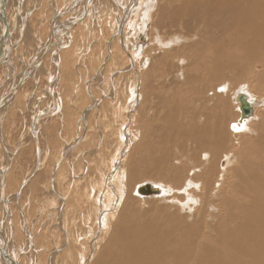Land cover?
Masks as SVG:
<instances>
[{"label":"rangeland","instance_id":"obj_1","mask_svg":"<svg viewBox=\"0 0 264 264\" xmlns=\"http://www.w3.org/2000/svg\"><path fill=\"white\" fill-rule=\"evenodd\" d=\"M132 1L7 0L13 48L8 63L0 65V238H4L0 243L16 264H93L112 226L110 220L109 230L95 243L94 238L101 234L98 217L101 211L105 213L103 217L108 212L120 211L126 196L134 209L139 206L135 211L149 212L150 201L160 199L153 196L139 199L132 191L150 180L164 182L140 176L127 181L126 167L132 154L145 156L150 147L159 145L157 131L165 125H158L156 113L151 109L164 98L159 111L172 117L169 115H174L175 109L179 121L185 114L206 115L210 121L212 117L207 110H222L210 100L213 95L210 91L215 92V87L224 81L210 79L203 82L207 86L202 84L203 88L197 90L199 94H192L191 83L184 80L192 76L186 72L192 69L195 58V49L186 48L187 41L175 45L177 48L166 47L185 48L181 54L167 51L169 63L172 57L191 63L183 66L182 82L175 80L178 76L170 79L168 68L158 64V55L153 56L165 49L157 45L158 36L178 34L157 18L160 6L171 0H151V3L139 0V4ZM77 20L81 21L72 26ZM162 26L167 29L162 30ZM200 34L199 39L206 35ZM41 56L44 58L40 65L27 71ZM203 59L199 61L198 72L202 75L207 66L210 71V65ZM22 73L25 76L20 87L6 95L17 86ZM231 77L225 72L222 78ZM137 78L139 87L135 89ZM169 85H177L183 92L166 93L164 89ZM235 86L228 85V95L224 97L230 111L227 125L234 121V114L240 113L238 103L233 101L239 90ZM203 92H208L203 102L205 110L192 101ZM149 93L154 96L147 100ZM256 96L252 93L250 98L256 104L247 125L255 123L264 112L260 97ZM230 141L231 145L223 151L233 160L228 168L234 167L237 160V145ZM172 151L181 150L177 146L168 153L173 160L176 154ZM203 152L194 159L191 156L180 167L203 162L209 157L208 152ZM117 156L121 178L112 175ZM211 172L210 187L206 188L217 193L223 187L227 171L221 176L215 170ZM175 197L181 200L182 195ZM164 200L155 203V207L167 205ZM0 261L6 264L1 252Z\"/></svg>","mask_w":264,"mask_h":264},{"label":"bare ground","instance_id":"obj_2","mask_svg":"<svg viewBox=\"0 0 264 264\" xmlns=\"http://www.w3.org/2000/svg\"><path fill=\"white\" fill-rule=\"evenodd\" d=\"M132 2L140 3L139 0ZM157 18L160 22L171 25L172 29L178 32L171 37L158 36L156 43L159 47L167 49L166 47L180 46L181 42L187 41L189 45L186 48L195 49L192 69L186 72L192 76L188 77L189 80L187 76L184 78L189 84L191 83L194 89L192 94L196 92L199 94L197 90L203 88V82H208L210 79L214 82L224 81L215 87V92L210 91L213 94L210 100L216 103V107L221 106L222 110L220 112L215 108L211 111L207 110L206 112L212 117L210 121L206 115L195 117L186 114L179 121L175 109L174 115H169L172 117H165L159 111V105L161 101L164 103V98L158 106L151 109L156 113L158 125L164 124L165 127L157 131L159 145L146 150L145 156H136L137 152L132 154L126 167L127 181L131 182L140 176L164 182L163 184L150 180L138 185L135 191H132L140 197L139 199L148 197L138 195L136 189L142 185H149L159 191L157 195L151 196L160 199L150 201L149 212H137L139 206L135 205L134 209L131 200L125 199L126 196L121 202L120 211L111 213L107 211L108 215L104 217L105 213L101 211L98 215L101 234L94 238L95 243L105 236L111 221L112 226L93 264H264V112L259 114L255 123L247 125L256 104L250 101L252 93L260 97L259 104L264 107V0L165 1L158 10ZM166 29L162 26V30ZM0 30L3 34L2 23ZM200 33L206 35L199 39ZM11 35L12 33H10V42L13 41ZM165 49L153 56L158 55V64L162 68H168L169 78L175 79L178 76L175 80L182 82L183 66L186 67L191 63L179 57H172L169 63L167 51L175 49L174 47ZM184 49L179 47L172 54H181ZM42 57L44 58L41 56L34 62L36 63L34 67L40 65ZM201 59L210 65V71H207V66L204 75L198 74ZM8 61L9 57L7 62L2 64ZM31 69L27 71L30 72ZM225 72L232 77L223 79ZM21 75L17 86L11 88L10 93L6 95L16 92L20 87L24 80V76L21 79ZM139 79H136L135 89L139 87L137 85ZM149 83L151 80L147 82V86ZM166 83L171 84L175 81ZM228 85H236L235 87L239 89L233 97V101L238 103L237 110L240 111L238 96L244 95L250 105L251 114L245 120L241 119L240 113L237 116L234 114V121L227 125L226 120L230 117V111L224 97L228 95L226 94ZM164 90L169 94L183 92L177 85H169ZM241 90L243 92H240ZM207 93L203 92L200 98L192 100L194 104L203 106V110H205L203 102L207 99ZM138 96L139 94L136 96L137 99ZM153 96L149 93L147 100ZM181 113L183 112L179 114ZM233 126L238 130H234ZM241 131H244V134H240ZM232 137L233 139H230ZM230 140L237 145V160L234 167L228 168L233 160L229 155L223 154V151L231 145ZM145 146L149 147L147 144ZM177 146L181 151H172L176 154L172 160L167 155ZM152 150L157 155H154ZM203 151L209 153V157L204 155V158L207 157L206 160L194 161L190 167H180L182 162L187 161L191 156L194 159L197 154L204 153ZM218 152L220 154H217ZM215 159H217L216 163ZM119 160L120 157L111 168L113 177L117 178H121L119 175L122 173ZM190 163L192 164L191 161ZM211 170L219 172L220 175L217 173V176L227 171L223 187H219L217 193L207 189L210 187ZM182 173L185 174L183 177ZM114 189L116 191V188ZM118 189L120 190V187ZM102 190L100 191L103 192ZM175 194H181V200H177ZM163 198L167 205L156 208L155 203ZM0 242H4V238H0ZM2 244L0 243V249L6 251ZM10 259L13 260L11 257ZM5 263L9 264L6 259Z\"/></svg>","mask_w":264,"mask_h":264},{"label":"water","instance_id":"obj_3","mask_svg":"<svg viewBox=\"0 0 264 264\" xmlns=\"http://www.w3.org/2000/svg\"><path fill=\"white\" fill-rule=\"evenodd\" d=\"M6 1L7 0H0V23H2V25H3V34H2V37H1V41H0V65L3 62H7L8 57L10 56V50L12 48V44L10 42L9 24H8L7 16H6V13H5ZM81 20H77L76 22H74L72 24V26H75ZM50 46L51 45H49L47 47V49H49ZM35 65H36V63L30 65L26 70L31 69ZM22 76H25V73H22L21 79H22ZM238 102L240 103V108L239 109H240L241 119L248 118L249 115L251 114V109H250V105L246 101V97L244 95H239L238 96ZM158 192L159 191L157 189H154V187H151L149 185H142V186H139L136 189V193L138 195H141V196L157 195ZM1 249H0V251H1ZM1 255H2V257L4 259L7 260V262L9 264H16L13 260L10 259L8 253L5 250L2 249V254Z\"/></svg>","mask_w":264,"mask_h":264},{"label":"crops","instance_id":"obj_4","mask_svg":"<svg viewBox=\"0 0 264 264\" xmlns=\"http://www.w3.org/2000/svg\"><path fill=\"white\" fill-rule=\"evenodd\" d=\"M6 4H7V1H6ZM10 30V29H9ZM1 32V31H0ZM11 32V31H10ZM1 37H2V34H1ZM13 43V41L11 42V44Z\"/></svg>","mask_w":264,"mask_h":264},{"label":"snow or ice","instance_id":"obj_5","mask_svg":"<svg viewBox=\"0 0 264 264\" xmlns=\"http://www.w3.org/2000/svg\"><path fill=\"white\" fill-rule=\"evenodd\" d=\"M233 128H234V130H238V129L236 128V126H233Z\"/></svg>","mask_w":264,"mask_h":264}]
</instances>
